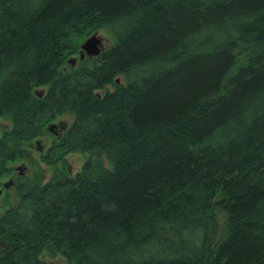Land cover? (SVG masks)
<instances>
[{
    "label": "trees",
    "instance_id": "16d2710c",
    "mask_svg": "<svg viewBox=\"0 0 264 264\" xmlns=\"http://www.w3.org/2000/svg\"><path fill=\"white\" fill-rule=\"evenodd\" d=\"M65 113L40 161L86 160L18 184L0 264H264V0H0V180Z\"/></svg>",
    "mask_w": 264,
    "mask_h": 264
},
{
    "label": "rangeland",
    "instance_id": "374dc122",
    "mask_svg": "<svg viewBox=\"0 0 264 264\" xmlns=\"http://www.w3.org/2000/svg\"><path fill=\"white\" fill-rule=\"evenodd\" d=\"M96 34L102 40V49L103 50L109 48L115 42V39L111 38L105 30H97ZM89 36H87V37H89ZM85 39L80 43V45L85 41ZM80 45H79V50H80ZM72 58H75L77 60V56L72 57ZM76 63H77V61H76ZM116 80H118V84L123 83V80L121 77H118ZM45 89L46 88H41L39 90H41L43 92ZM106 90L113 91V87L107 86ZM98 94L102 95V91L101 92L99 91ZM56 120L61 122V123H64L66 126H69L73 122L72 116L68 113L63 114L62 116L58 117ZM9 127H10L9 121L0 118V135L2 133V130H4L5 128L8 129ZM34 140L40 141V144L44 148H47L53 142V137L48 134L47 129L45 128V131L42 133V135L39 136L38 138H35ZM26 149L28 151L27 157L19 159L12 164H9V169H11L12 166H18L21 168L23 165L27 166V171H26L24 177H17L16 183H21V182L27 181V180L34 182L35 179L37 177H39V178H42V179H40V181H41V184H43L46 181H48L49 178H51L54 174H61V173H66L69 176H74L76 173H78L80 171L84 161L86 160L85 155H83L81 153H72V154H69L65 157L66 162H65V166L63 168L61 165H57V167H49L40 161V155H42L43 153L36 152L34 147H29L28 145H27ZM12 174H13V172H12ZM16 176L17 175L14 173L12 177L14 178ZM4 179H6V178H4ZM4 179H2V181H4ZM17 200H18V198L16 196V192L14 189H9V191L6 192V194H3V192H2L0 194V209L3 211L8 206L15 205L17 203ZM217 217H218V220H217V236H216V239L220 238L221 235L223 234L224 224H225V218L222 214H218ZM40 259L45 261L47 264H67L64 257L59 255V254L49 255L48 253L44 252L41 255Z\"/></svg>",
    "mask_w": 264,
    "mask_h": 264
},
{
    "label": "flooded vegetation",
    "instance_id": "af4514ba",
    "mask_svg": "<svg viewBox=\"0 0 264 264\" xmlns=\"http://www.w3.org/2000/svg\"><path fill=\"white\" fill-rule=\"evenodd\" d=\"M43 94L44 93H42V96L40 98L43 97ZM70 126H71V124L69 126H66L64 123H61V122H59V121H57L55 119L53 122H50L48 124V126L46 127V129H47L48 134L53 137V141H59L68 132V129L70 128ZM4 130H6V128ZM28 146L29 147H34V149L36 150V152L43 153V154L46 151H48V149L50 148V146H48L47 148H44L40 144V141H38V140L32 141L31 143L28 144ZM25 166L23 165L22 168L20 167V169H18L19 168L18 166H12L11 167V170L4 177L6 179L2 178V179H4V181H2V179L0 180V194L2 192H3V194H6V192H8L9 189H14V190L16 189V187L19 184V183H16L17 182V177H24V175H25V173L27 171V166L26 167ZM12 172H13V174L15 173L17 176L13 178L12 177L13 176ZM40 179H42V178H40Z\"/></svg>",
    "mask_w": 264,
    "mask_h": 264
},
{
    "label": "water",
    "instance_id": "95a60500",
    "mask_svg": "<svg viewBox=\"0 0 264 264\" xmlns=\"http://www.w3.org/2000/svg\"><path fill=\"white\" fill-rule=\"evenodd\" d=\"M102 52V40L100 37L97 36L96 32L92 33L89 37L85 39V41L80 45L79 50V59L83 60L85 57H88L89 59L99 56V54ZM76 59L72 58L68 60V64L71 67H74L76 64ZM118 83V80H116ZM41 90H36L35 94L37 97L42 96ZM20 169V167L18 168Z\"/></svg>",
    "mask_w": 264,
    "mask_h": 264
}]
</instances>
